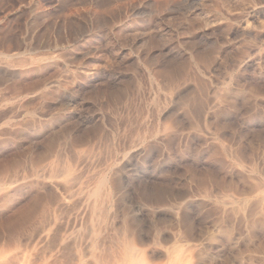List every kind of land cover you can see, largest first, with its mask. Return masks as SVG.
<instances>
[{
  "label": "rangeland",
  "instance_id": "obj_1",
  "mask_svg": "<svg viewBox=\"0 0 264 264\" xmlns=\"http://www.w3.org/2000/svg\"><path fill=\"white\" fill-rule=\"evenodd\" d=\"M140 261L264 264V0H0V264Z\"/></svg>",
  "mask_w": 264,
  "mask_h": 264
},
{
  "label": "bare ground",
  "instance_id": "obj_2",
  "mask_svg": "<svg viewBox=\"0 0 264 264\" xmlns=\"http://www.w3.org/2000/svg\"><path fill=\"white\" fill-rule=\"evenodd\" d=\"M56 164H57V163H56ZM64 164H65V163H64ZM59 165H60V164H59ZM61 165H62V164H61ZM62 167H64V166L62 165ZM71 167H73V166L71 165ZM54 168H55V167H54ZM71 170H72V168H71ZM54 171H55V169H54ZM63 172H64V171H63ZM53 173H54V172H53ZM1 176H2V175H1ZM101 179H102V177H101ZM73 181H74V180H73ZM101 181H102V180H101ZM70 182H71V181H70ZM103 182H104V179H103ZM68 183H69V182H68ZM100 183H101V182H100ZM69 184H70V183H69ZM98 184H99V183H98ZM98 184H97V185H98ZM97 185H95V186H97ZM102 185H103V184H102ZM102 187H105V186L103 185ZM65 188H67V187H65ZM100 188H101V185H100V187H99L97 190H94V189H93V190H94L95 192L99 193V192L102 190V189H100ZM103 191H104V190H103ZM103 191H101V193H102ZM92 192H93V191H92ZM90 193H91V192H90ZM104 193H105V192H104ZM93 194H95V193H93ZM93 194H92V195H93ZM98 195H99V194H98ZM90 197H91V196H90ZM92 197H93V196H92ZM94 197H95V196H94ZM94 197H93V198H94ZM98 198H99V197H98ZM89 200H90V199H89ZM93 200H94V199H93ZM100 200H101V199H100ZM102 200H103V198H102ZM64 202H65V201H64ZM96 202H98V200H97ZM86 203H87V202H86ZM76 204H77V203H76ZM64 205H66V204H64ZM91 205H92V204H91ZM94 205H97V204L94 203ZM92 206H93V205H92ZM92 206H91V207H92ZM99 206H100V205H99ZM99 206H97V207H99ZM71 207H72V206H71ZM71 207H70V208H71ZM88 207H89V206H88ZM88 207H87V208H88ZM101 207H102V206H101ZM101 207H100V208H101ZM65 210H66V209H65ZM68 210H69V209H68ZM82 211H83V210H82ZM98 211H100V209H98ZM68 213H70V212H68ZM52 219H53V218H52ZM60 219H62V218H60ZM66 219H67V218H66ZM65 223H66V222H65ZM62 224H64V222H63ZM52 225H53V224H52ZM59 238H60V237H59ZM101 243H102V242H101ZM66 245H67V244H66ZM64 246H65V245H64ZM138 256H139V255H138ZM144 258H145V257H144ZM144 258H143V259H144ZM141 260H142V259H141ZM144 260H145V259H144ZM147 261H148V260H147ZM145 262H146V261H145ZM119 263H121V262H119ZM125 264H127V263H125ZM136 264H146V263H143V262L140 261V262H137ZM149 264H150V263H149Z\"/></svg>",
  "mask_w": 264,
  "mask_h": 264
}]
</instances>
